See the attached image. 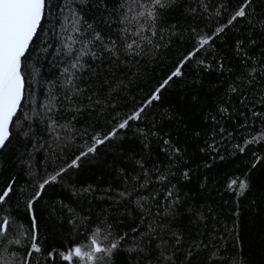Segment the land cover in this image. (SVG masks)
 Returning a JSON list of instances; mask_svg holds the SVG:
<instances>
[{
	"label": "snow or ice",
	"instance_id": "6c2138e0",
	"mask_svg": "<svg viewBox=\"0 0 264 264\" xmlns=\"http://www.w3.org/2000/svg\"><path fill=\"white\" fill-rule=\"evenodd\" d=\"M255 173L264 0H0V264H257Z\"/></svg>",
	"mask_w": 264,
	"mask_h": 264
},
{
	"label": "trees",
	"instance_id": "16d2710c",
	"mask_svg": "<svg viewBox=\"0 0 264 264\" xmlns=\"http://www.w3.org/2000/svg\"><path fill=\"white\" fill-rule=\"evenodd\" d=\"M209 80H211V78H209ZM209 92H211V86L206 83L205 95ZM186 99L187 94H184V99H181L180 96H173L171 98L172 102L176 104L181 111L189 112L191 115L190 108L188 104L185 103ZM127 146L129 148L137 147V145L132 143H129ZM235 167L236 165L232 164L230 161H218L214 170L219 173L224 169L234 170ZM91 176L92 174L88 173L85 175V179H89ZM252 180L258 190L261 183H264V176H261L260 173H255L252 176ZM225 198H228L227 194ZM261 207H264V205ZM237 231L240 236V243L244 246L245 251L253 257L257 264H261V251L259 245L261 241H264V212H261L260 208H250L248 202L245 201L241 208L240 217L237 221ZM228 243L230 245L231 240H229ZM254 244L255 246H253ZM214 259L215 258L209 260V264H214Z\"/></svg>",
	"mask_w": 264,
	"mask_h": 264
}]
</instances>
